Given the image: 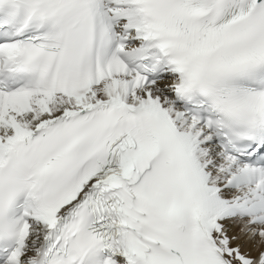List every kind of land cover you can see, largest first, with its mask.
I'll return each mask as SVG.
<instances>
[{"label": "snow or ice", "instance_id": "snow-or-ice-1", "mask_svg": "<svg viewBox=\"0 0 264 264\" xmlns=\"http://www.w3.org/2000/svg\"><path fill=\"white\" fill-rule=\"evenodd\" d=\"M0 264H264V0H0Z\"/></svg>", "mask_w": 264, "mask_h": 264}]
</instances>
